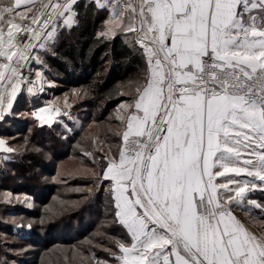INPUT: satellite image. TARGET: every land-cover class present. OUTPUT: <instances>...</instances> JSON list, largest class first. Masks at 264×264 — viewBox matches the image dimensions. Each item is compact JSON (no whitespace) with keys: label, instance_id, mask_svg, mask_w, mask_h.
Wrapping results in <instances>:
<instances>
[{"label":"snow or ice","instance_id":"snow-or-ice-1","mask_svg":"<svg viewBox=\"0 0 264 264\" xmlns=\"http://www.w3.org/2000/svg\"><path fill=\"white\" fill-rule=\"evenodd\" d=\"M78 3L0 0V119L22 88L33 92V63L42 78L40 53L55 55L78 26ZM92 3L108 13L97 35L124 36L145 62L118 105V151L101 155L96 176L124 232L104 251L114 264H264V202L248 198L264 191V0ZM45 111L37 118L51 124L60 110ZM236 210H259L260 225Z\"/></svg>","mask_w":264,"mask_h":264},{"label":"trees","instance_id":"trees-1","mask_svg":"<svg viewBox=\"0 0 264 264\" xmlns=\"http://www.w3.org/2000/svg\"><path fill=\"white\" fill-rule=\"evenodd\" d=\"M85 3L86 0H79L75 5V11L79 13L76 17L79 24L71 30L65 28L60 33L54 47L55 55L45 53V75L53 82L48 86V93L32 99L26 94H20L10 109L12 113H5L0 122V136L6 139L9 147L11 144H16L17 147V150L12 147L13 158L8 159L11 162L0 164V197L5 193L19 196L23 193L31 197L35 205L38 204L37 207L30 208L21 202H15L13 196L10 203L4 198L0 199V264H36V255L42 251L40 249L45 250L56 242H80L81 246H89L85 241L86 237L91 241L95 240V237L99 239L96 234L104 230V222H101V219L112 217L109 204L106 205V185L101 187L100 183L92 194H88L87 202L80 203L78 208L67 209L69 211L62 216L52 214L53 217L44 223L37 221V218L45 213L43 207L56 198L63 199V203L59 204L62 209L71 201V205H74L80 197L87 195L84 191L74 190L80 185L91 186L95 180L94 176L89 179L90 176L74 173L78 168V164L75 167L77 162L92 167L97 164L93 158L85 155L86 152L80 147L89 140L85 130L91 124L107 122L109 114L120 102L132 101L135 93L128 94L125 90L132 85L133 80L140 78L139 82H143L141 77L145 67L144 60L128 47L124 36L117 35L114 39L98 36L97 33L102 30L101 25L108 13L105 10H97L94 3L85 8ZM33 67L32 64V69ZM112 85L116 86L115 94L101 97V93ZM75 87L87 88L90 98H82L80 90V100L72 109L64 105L62 107L76 116L78 122L61 116L53 125H40L33 116L31 107L39 105L41 99L49 97V94L60 95ZM100 103H103L101 108ZM14 110L19 114L14 115ZM110 123L120 124L115 117ZM115 131L117 130L113 131L111 128L102 132H109L108 136L104 134L103 139L111 153L117 152L120 144ZM97 149L96 156L101 163V155L108 153ZM64 162H67V166H62ZM98 171L101 172L100 169ZM255 195L264 201V191ZM22 213L36 220L27 224L13 222L5 217H17ZM19 227L26 229L25 232L19 233ZM112 232L114 235H120L118 238H124L123 229L119 225L112 224ZM2 234L10 235L13 240L3 241ZM27 245L35 248H26ZM109 247H113V244ZM89 248V251L97 249L90 246ZM12 249L18 252L12 254ZM101 250L102 248L97 249L98 256L101 255ZM94 254L97 256V253ZM106 254L111 257L108 252Z\"/></svg>","mask_w":264,"mask_h":264},{"label":"rangeland","instance_id":"rangeland-1","mask_svg":"<svg viewBox=\"0 0 264 264\" xmlns=\"http://www.w3.org/2000/svg\"><path fill=\"white\" fill-rule=\"evenodd\" d=\"M109 38H111V37H109ZM40 55H41V59L45 62V59H44L45 53L41 52ZM33 66H34L33 67V75L35 76L34 72L37 70L38 65L33 63ZM44 66H45V63L43 65V67L39 68V70L42 73L43 80H45L49 86V85L53 84V82L47 79V77L45 75V67ZM139 81H140V78L133 80L132 85H130L125 91L128 94H134L136 86H137V82H139ZM80 90H81V97L82 98L83 97L84 98L85 97L90 98V95L88 92L89 90L87 88L82 89L81 87H79V88L75 87V88H71L70 90H67V92L60 94V95H53V94L50 95L49 94V97H47V98L43 97L41 99V103H39V105L37 104V106L31 107V112L33 114V112H34L33 110L36 107L42 106L47 102L52 103L56 106L64 105L68 108L71 107V109H72V106H74V104L78 100H80ZM24 91H25V88H22V90L19 93H17V97L15 100H17V98L19 97L20 94L21 95L26 94V93H24ZM115 92H116V86L112 85V87L103 91L100 96L101 97L102 96L103 97L104 96H112L113 94H115ZM36 98H38V97H36ZM14 101H13V103H14ZM127 103H130V102L129 101H122L119 104H117L115 109L112 110V112L109 114V116L107 118V122L96 123L94 125L91 124L85 130L86 137L89 140L87 142H85L84 144H81L80 147L86 153L90 152L93 154L92 156H89V157L90 158L95 157V161L97 162V164H96L97 166L95 165V167H92L89 164H83V163L77 162V163H75V167L78 164V168L75 169L74 173H78V174L80 173V174H84L85 176H90L89 179H92V177L94 176L95 180H94V184L91 186L88 184L80 185V187H76V188H74V190L84 191L87 193V195H83V197H80V199L78 201H76L74 205H71V204H73V202L71 201L72 203L71 202H70V204L68 203L67 204L68 206L63 207L62 209L60 208L59 204L63 203V199L61 200V199L56 198L55 200H53L52 203L43 207L42 210H45V213L43 214V216L38 217L37 221L44 223L48 219L53 217L52 214H57V216H62L63 213H67V211H69L67 209L78 208L80 203L82 204V203L87 202L88 197H89L88 194H92L93 190L98 185H100L101 181L97 180L96 176L99 174L98 169H100V171H101V168L103 166L101 165L100 160L96 156V152L98 150L97 148L107 152L108 154L110 153L108 151L109 146H107L104 143L105 141L103 138H104L105 133H102V132L103 131H105V132L109 131V130H111V128L113 129V131L117 130L115 132H118L121 130L120 124L119 125H113L110 122H111L112 118H114V117L116 118L118 105L127 104ZM100 105H101L100 108L103 107V103H100ZM16 108H17V106H16ZM7 112H9V110ZM10 112L12 113V111H10ZM31 112H30V114H31ZM68 113H69V115L67 117L71 121H77L78 122V119L76 116L71 115L69 111H68ZM4 114H3V116H4ZM13 114L17 115L19 113H16L14 110ZM33 116L35 117V115H33ZM37 121L39 122L38 119H37ZM39 124H40V122H39ZM46 126H49V125H46ZM107 134H105V136L109 135V134L108 135ZM2 139H4V138L2 137ZM4 140L6 141V139H4ZM87 144H89V145L87 146ZM11 145H12L11 148L13 147L17 150L16 144H11ZM11 158H13V155L5 152L3 154L2 162H4L5 159L8 160ZM63 164L64 165H62V166H67V162H64ZM106 187H107V185H106ZM259 191L260 190H255V191L251 192L248 195V198L254 199V200H257L260 202H264L260 198H258V196L255 195V194L259 195ZM11 197L14 199L15 202L18 201V202L23 203L24 206H30V208L38 206V204L37 205L34 204L31 197H29L27 194L22 193L20 196L11 194ZM3 198H4V196L0 197V199H3ZM108 201H109V198H108V196H106V205L107 206L109 204ZM77 202H79V203L77 204ZM107 208L105 209L106 211H107ZM108 211H109V208H108ZM46 212H49L50 214H46ZM0 213H1V210H0ZM241 213H242L244 219H246V222H248L250 225H252L254 227L260 225L261 220H260L259 210H254L253 215H248L247 213H244V212H241ZM26 216L27 215L22 213L21 216H17V217H7V216H5V217L8 220H11L13 222L27 223V224H31L33 221L36 220L35 218L31 219V218L26 217ZM112 221H113L112 217H111V219H109V218L105 219V220L101 219V222H104V223H102L104 230H103V232L99 231V233L96 234V236L99 237V239L105 238L104 240L100 241L96 237H95V240H93V241H91L88 237H86L87 238L86 240L84 239L91 248L96 247L98 250H100L102 248V250L104 252L105 248H110L109 246H111V244H113V238H118V236H120V235H114L113 234L114 232H112V224H115L116 226L118 224L114 223V221L112 223ZM17 230L19 233H24L26 229H23V227H19V228H17ZM2 237H3V241H5V240L12 241L13 240V237H11L10 235H7V234H2ZM80 244H81L80 242H78V243H64V244L57 243V242L53 243L51 246L47 247V249H45V250L40 249L42 251L39 253V255L38 254L36 255V257H37V263L36 264H82V262H83V264H89V259H91V256L94 254V252L97 253V256H96V254H94V256L96 257V260H101V261L106 260L109 262V264H114L113 258L109 257L106 254L107 253L106 251H105L106 253L105 252L103 253L101 250V255L98 256L99 253L97 252V249L95 250L93 248L95 251L94 250L89 251V249H90L89 246H86V244H83V246H81ZM30 247H32V245L26 246V248H30ZM32 248H35V247H32ZM12 250H13L12 254L18 252V250H15V249H12ZM91 251H92V253H91ZM2 254L4 255V253H2ZM96 260H92L91 264H96ZM12 264H17V262H12Z\"/></svg>","mask_w":264,"mask_h":264},{"label":"built area","instance_id":"built-area-1","mask_svg":"<svg viewBox=\"0 0 264 264\" xmlns=\"http://www.w3.org/2000/svg\"><path fill=\"white\" fill-rule=\"evenodd\" d=\"M32 79L35 81V87L33 88V92L29 93L27 91V89L25 88L24 93H26V95L32 99V98H36V97H42L44 94L48 93V84L45 80H43V78H37L36 76L32 75ZM42 89V90H41ZM19 95V94H18ZM41 108H45L46 111L44 113L45 116L48 115V112L51 111L52 109H56L58 108L60 111L59 113L55 112V111H51V117H52V123L48 124L46 122H42L40 121L37 117L40 115L39 110ZM34 112H36L37 115H35V117L39 120L41 125H53L54 122L57 120V118L61 117V116H68V110L65 107L62 106H56L52 103H45L42 106L36 107L34 110ZM1 122V120H0ZM0 139H2V137L0 136ZM4 140V139H3ZM5 141V140H4ZM5 144H7V142L5 141ZM5 147V145H4ZM5 153L4 148H0V163L3 160V154ZM7 153V152H6Z\"/></svg>","mask_w":264,"mask_h":264},{"label":"crops","instance_id":"crops-1","mask_svg":"<svg viewBox=\"0 0 264 264\" xmlns=\"http://www.w3.org/2000/svg\"><path fill=\"white\" fill-rule=\"evenodd\" d=\"M74 10H75V8H74ZM19 93V92H18ZM9 112H10V110H9ZM231 175V174H230ZM238 179H252V178H249V177H246V176H241V177H237ZM256 183H259V181H256ZM250 194V193H249ZM248 194V195H249ZM236 215L243 221V222H245L248 226H250V227H254V226H252V225H250L248 222H246V219H244V217H243V215H242V213L239 211V210H236Z\"/></svg>","mask_w":264,"mask_h":264},{"label":"water","instance_id":"water-1","mask_svg":"<svg viewBox=\"0 0 264 264\" xmlns=\"http://www.w3.org/2000/svg\"><path fill=\"white\" fill-rule=\"evenodd\" d=\"M3 118H4V116H3ZM0 120H3V119H0ZM7 147H9V145L8 144H5V147L4 148H7Z\"/></svg>","mask_w":264,"mask_h":264}]
</instances>
